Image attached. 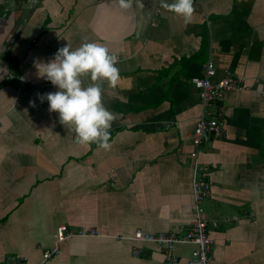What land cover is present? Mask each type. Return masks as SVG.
<instances>
[{"label": "crops", "instance_id": "0c3cea01", "mask_svg": "<svg viewBox=\"0 0 264 264\" xmlns=\"http://www.w3.org/2000/svg\"><path fill=\"white\" fill-rule=\"evenodd\" d=\"M172 2L0 0V262L37 264L63 224L97 235L61 242L48 264H185L194 244H175L168 263L159 246L115 236L190 228V136L201 112L192 78L210 58L213 80L228 72L250 90L205 105L228 107L224 133L202 142L195 161L211 184L201 202L209 264H264V0H193L187 23L163 7ZM87 42L119 61L116 86L98 82L116 116L107 150L74 142L37 95L58 89L35 62Z\"/></svg>", "mask_w": 264, "mask_h": 264}, {"label": "clouds", "instance_id": "9594fccd", "mask_svg": "<svg viewBox=\"0 0 264 264\" xmlns=\"http://www.w3.org/2000/svg\"><path fill=\"white\" fill-rule=\"evenodd\" d=\"M122 9H131L133 0H118ZM163 7L190 22L193 13V0H173ZM118 57L109 49L93 42L71 48L61 47L47 62H35L37 75L50 81L58 90L37 94L41 102L45 99L49 111L59 115V123L68 126L75 133L80 145L95 143L99 148H110V129L116 119L115 114L102 102L100 81L115 87L120 72ZM88 78L91 83L84 84ZM35 106V101H30Z\"/></svg>", "mask_w": 264, "mask_h": 264}, {"label": "built area", "instance_id": "2783aa9c", "mask_svg": "<svg viewBox=\"0 0 264 264\" xmlns=\"http://www.w3.org/2000/svg\"><path fill=\"white\" fill-rule=\"evenodd\" d=\"M161 1V0H160ZM214 65L209 58L202 66L200 76L192 78V82L198 89L199 103L201 112L195 119V124L191 132L190 140L194 149L190 152L194 162L192 165V181H191V198L193 220L188 230L181 233H146L135 230L130 236L116 235L120 239L131 240L136 243H153L159 246L164 255V259L168 263L176 261V255L173 253V247L177 243H191L195 248L191 251L185 264H209L210 262V244L211 239L206 233L207 221L202 216L201 202L209 195L211 189L210 180L206 177L208 174L207 166H197L196 154L197 147L205 142L211 136H221L223 132L222 118L228 107L222 104L217 105L216 112L211 113L205 109L212 101H222V94L228 90L247 91L250 90L244 84V80L234 77L232 74L225 72L222 77L213 80ZM10 77V75L8 76ZM47 84L52 85L49 81ZM264 95V90L261 91ZM72 140H75V133H72ZM203 177V178H202ZM213 224V223H212ZM97 235V231L92 228L81 227L76 231H71L63 224L58 225L52 233L51 245L41 252L40 260L37 264H48V262L59 252V244L73 236H93ZM140 245V244H139ZM140 247L132 250L134 256L139 255ZM0 264H27L23 256L6 255Z\"/></svg>", "mask_w": 264, "mask_h": 264}]
</instances>
